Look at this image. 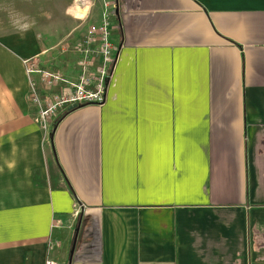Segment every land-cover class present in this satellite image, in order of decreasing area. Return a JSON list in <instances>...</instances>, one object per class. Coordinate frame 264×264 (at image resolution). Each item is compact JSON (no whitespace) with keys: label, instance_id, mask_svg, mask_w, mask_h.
Wrapping results in <instances>:
<instances>
[{"label":"crops","instance_id":"crops-1","mask_svg":"<svg viewBox=\"0 0 264 264\" xmlns=\"http://www.w3.org/2000/svg\"><path fill=\"white\" fill-rule=\"evenodd\" d=\"M21 1L0 15L79 26L77 0ZM108 2L105 100L48 140L23 61L74 65L0 28V264H264V0Z\"/></svg>","mask_w":264,"mask_h":264},{"label":"built area","instance_id":"built-area-1","mask_svg":"<svg viewBox=\"0 0 264 264\" xmlns=\"http://www.w3.org/2000/svg\"><path fill=\"white\" fill-rule=\"evenodd\" d=\"M104 7L99 26L89 28L81 40L58 45L59 53L74 65V78L60 71L41 68L31 60L23 61L28 78V102L35 109L45 137L70 108L100 105L105 100L116 48L111 41V19L115 17V8L106 2ZM44 264L57 263L48 259Z\"/></svg>","mask_w":264,"mask_h":264},{"label":"rangeland","instance_id":"rangeland-1","mask_svg":"<svg viewBox=\"0 0 264 264\" xmlns=\"http://www.w3.org/2000/svg\"><path fill=\"white\" fill-rule=\"evenodd\" d=\"M21 1V0H20ZM110 0H77L75 3V7L77 10L75 11V17L71 19H75L76 22H79V25L77 29L74 31L70 32V24L67 21L62 20L61 18L58 17H37L36 15L32 16H21V11H15L11 16H5V15H0V28L1 26H8L9 28H13V30L16 31V35L18 34L17 32L19 31V34H21V31H23L24 28H36L38 27L37 31L35 33H31V37H35L36 39H52L55 38L57 39V42L55 43H61V42H68L71 41L74 37H76L74 40H81L83 36L85 35L86 31L89 28L99 26L101 24L102 20V15L105 11L104 4L105 2L108 4V6H112V2H108ZM18 4L25 3L23 0L21 2H15ZM87 8L86 11L82 12L81 10ZM37 9V8H35ZM88 10L91 11H99L98 12V17H96L94 22H89L90 17H88ZM101 11V14H100ZM34 11H32L33 13ZM91 23V24H90ZM112 23V28H114V23H115V17L111 19ZM1 30V29H0ZM5 31L1 32L0 31V40L4 39L5 37ZM112 41V38H111ZM53 43V44H55ZM97 46L94 47V49ZM57 65L50 66V68L54 69ZM59 69L61 68L58 67ZM76 70L72 72V78L76 76L75 73ZM52 131L49 132L48 136H44V139L48 140L50 139ZM84 219V218H83ZM86 231L85 227L82 230V234Z\"/></svg>","mask_w":264,"mask_h":264},{"label":"water","instance_id":"water-1","mask_svg":"<svg viewBox=\"0 0 264 264\" xmlns=\"http://www.w3.org/2000/svg\"><path fill=\"white\" fill-rule=\"evenodd\" d=\"M115 16H118V9H117V7H115ZM74 108H76V107H72V108H70L69 110H72V109H74Z\"/></svg>","mask_w":264,"mask_h":264}]
</instances>
